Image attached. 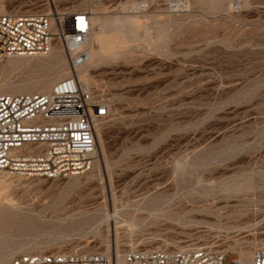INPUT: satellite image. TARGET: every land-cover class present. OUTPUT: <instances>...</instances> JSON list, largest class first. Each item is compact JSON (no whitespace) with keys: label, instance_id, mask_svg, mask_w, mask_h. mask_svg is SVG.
<instances>
[{"label":"rangeland","instance_id":"374dc122","mask_svg":"<svg viewBox=\"0 0 264 264\" xmlns=\"http://www.w3.org/2000/svg\"><path fill=\"white\" fill-rule=\"evenodd\" d=\"M169 3L0 0L4 13L97 12L92 49L106 56L88 79L109 110L91 171L0 176V264L31 252L190 244L252 261L264 245V0ZM114 17L130 23L116 32ZM51 54L15 69L1 61L0 93L50 91L70 74L64 52ZM233 183L253 189L227 194Z\"/></svg>","mask_w":264,"mask_h":264},{"label":"built area","instance_id":"2783aa9c","mask_svg":"<svg viewBox=\"0 0 264 264\" xmlns=\"http://www.w3.org/2000/svg\"><path fill=\"white\" fill-rule=\"evenodd\" d=\"M86 1L93 5L101 0ZM185 3L170 0L169 7L180 11ZM92 29V14L87 8L56 16L45 10L0 14V61L45 58L60 48L70 70L50 92L0 93V176L54 180L77 177L93 169L99 123L108 117L109 110L77 75L91 59ZM10 264H116V260L110 253L61 250L14 255ZM122 264L241 263L208 245L190 244L128 250ZM253 264H264V246L255 249Z\"/></svg>","mask_w":264,"mask_h":264},{"label":"bare ground","instance_id":"6f19581e","mask_svg":"<svg viewBox=\"0 0 264 264\" xmlns=\"http://www.w3.org/2000/svg\"><path fill=\"white\" fill-rule=\"evenodd\" d=\"M135 9H136V7H134ZM133 8V9H134ZM132 10V9H131ZM139 11V10H138ZM4 13V10H3V8H2V6L0 5V14H3ZM97 13V12H96ZM93 14V16H92V24H94V23H96V22H98L99 21V17H98V15L97 14ZM56 19V17L53 19V20H55ZM130 21V19H127V20H125V21H122V19H120V18H118V17H114L113 19H111L110 21H109V25L111 26V28L113 29V30H115L116 32H121L124 28H125V26L128 24V23H130L129 22ZM134 23V22H133ZM127 28V27H126ZM125 30V29H124ZM129 30V29H128ZM127 30V31H128ZM131 30V29H130ZM124 32V31H123ZM130 32V31H129ZM130 35H132L131 33H130ZM133 35H134V33H133ZM132 35V36H133ZM92 37H93V29H92V32H91V34H90V38H89V40H90V44L92 45V43H91V40H92ZM129 37H131V36H129ZM50 55H52V54H50ZM108 55V54H107ZM106 56V51H105V48L104 47H102V46H100L98 49H96V50H93L92 49V51H91V59H90V62L87 64V65H85V66H82V67H80L78 70H77V75H78V77H79V79H80V81L83 83V85L84 86H86V87H90L91 85H90V83H89V79H88V70H89V67H91V66H98L101 62H102V60H103V58ZM116 57V56H115ZM27 58H31V57H17V58H11L10 60H9V62H8V65H9V67H10V69H15V68H17L18 66H19V63L21 62V61H23V59H27ZM32 58H39V57H32ZM12 59H16V60H12ZM1 62V61H0ZM68 76V75H67ZM66 77V76H65ZM64 78V77H63ZM62 79V78H61ZM60 80V79H59ZM58 81V80H57ZM56 81V82H57ZM55 82V83H56ZM54 83V84H55ZM50 84V83H49ZM53 84V85H54ZM53 87V86H52ZM52 87L50 88V90L52 89ZM43 89H48L49 90V85H44L43 86ZM48 92H50V91H48ZM3 94H6V93H3ZM1 176H3V175H1ZM4 176H6V175H4ZM7 177H14V176H7ZM18 177H21V176H18ZM23 178V177H22ZM247 183V182H246ZM250 183V182H249ZM249 183H247V184H249ZM251 185H254V184H252L251 183ZM256 188V187H255ZM225 191H226V193L227 194H234V193H241V192H243L244 193V191H251L252 189H253V187L252 186H244V185H238L237 183H233V184H227V185H225V187L223 188ZM209 190V189H208ZM212 191V190H211ZM246 193V192H245ZM253 193V192H252ZM242 194V193H241ZM264 246V245H263ZM181 247V246H180ZM155 249H159V247H156ZM132 250H135V249H132ZM145 250H151V249H145ZM255 251V250H254ZM253 255H254V252H253ZM114 257H115V260H116V264H122V262H123V259H124V255H122L120 252H118V251H116L115 252V255H114ZM249 257L247 258V254H241V256H240V259H239V262L241 263V264H253V257H252V261H249ZM251 260V259H250Z\"/></svg>","mask_w":264,"mask_h":264}]
</instances>
